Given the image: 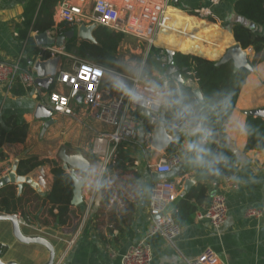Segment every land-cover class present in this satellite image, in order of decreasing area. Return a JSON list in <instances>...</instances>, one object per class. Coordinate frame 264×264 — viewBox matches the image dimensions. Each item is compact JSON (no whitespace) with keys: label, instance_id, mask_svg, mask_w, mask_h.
I'll use <instances>...</instances> for the list:
<instances>
[{"label":"crops","instance_id":"1","mask_svg":"<svg viewBox=\"0 0 264 264\" xmlns=\"http://www.w3.org/2000/svg\"><path fill=\"white\" fill-rule=\"evenodd\" d=\"M34 1L0 0V61L18 62L24 69L33 70L30 61L47 60L50 56L60 55L62 61L59 71L69 70L73 61L79 58L76 50L67 53L65 49L57 45L40 48L35 40L38 33L31 31L27 35L24 34L25 13ZM178 1L179 6L185 10L208 8L216 18V24L220 27L208 40L201 41L204 50L198 54L199 57L212 61L219 60L227 49L236 44L232 29L237 24L246 26L254 34L264 37V26H252L251 22L236 14L234 5L237 0H219L216 5H212L209 0ZM172 2L173 4L177 3L171 0V12H168L173 17L174 29L177 16L172 11L181 9L173 6ZM177 10L174 13H178L177 15L180 16ZM54 22L53 29L47 33L56 38L61 36L58 29L62 28L56 13H54ZM170 36L171 33H169ZM78 40L82 41V39ZM167 40L172 39L168 38ZM91 42L93 41L91 40ZM66 43L67 41L65 46ZM165 43L162 49H164ZM123 44L124 42L118 49V53ZM150 53L151 48L147 45L146 61L150 57ZM247 53L253 70L246 76L225 126L228 147L238 159L237 171L233 175V179L239 186L237 190L226 193L228 219L223 227L216 230L207 221H199L196 213L194 223L182 228L175 245H171L161 237L149 239L148 243L152 251L151 264H188V260L196 259L208 249L218 255L219 260L216 264H264V215L260 219L245 216L246 211L252 208L264 212V149L247 150L248 133L246 130L249 118L264 119V117L249 114L254 111H264V61L257 59L255 62L256 54L252 47L247 49ZM113 70L115 71V68ZM144 72L149 74L146 69ZM151 72L159 75V80L154 85L159 86L157 88H161L165 92L168 100L169 93H171L169 88L171 82L176 84L178 94L179 84L177 82L164 77L154 68L151 69ZM121 76L128 85L129 77ZM109 77L110 75L102 85L106 102L118 100L122 96V93L112 89ZM183 79L189 87H185L182 96L186 99V93L191 90L196 103L204 105L205 102L201 103L194 94L195 90L200 89L198 83L194 80ZM21 88L24 93L19 94ZM41 93L44 94L43 98L39 96ZM48 95L47 91L38 86L30 90H25L19 83L11 89L0 86L1 127L8 130L6 121L10 118L25 121L30 126L28 137L24 143L4 144L0 149V179L8 176L15 166L18 171L21 161L38 157L40 161H56L63 169L67 165L66 172L68 174L76 176L78 180L85 181L82 188L83 201L78 206L73 205L71 210L72 225L70 227L58 229L53 224L44 226L38 222L27 223L20 212L17 214L21 219L20 227L24 236L43 237L53 245L56 252L55 264H121L122 256L148 237L153 220L149 213L150 195L153 186L161 179H169L178 187V198L169 207L170 213H173L179 202L186 200L187 195L193 189L200 186H206L208 192L204 203L198 205V211L209 205L215 193L213 182L204 169L195 168L189 164L188 166L192 168L190 169L185 164L186 160L183 155H181L183 156L182 166L175 168L166 177L158 175L149 168L150 165H156L160 160L168 157V151L173 146L177 148V151L184 150L188 138L181 131L174 133L170 130L172 125L168 129L165 123L167 133L179 138L171 143L167 150L158 151L152 144L153 132L161 123V114L155 121L152 119V115L150 118H146L145 111L132 112L131 118L137 127L138 137L135 140L127 139L122 143L130 141L136 143V148L132 149L136 159L134 171L139 173L140 179L138 182L136 181L134 187L131 186L128 198L137 201V195L134 194L138 190L137 183L142 184L143 194L136 202L135 210L129 213L130 224L124 228V232H120L119 229L110 231L112 229L108 217L110 208L117 202L120 212L127 209V206L122 203V199H118L115 195L109 202L106 201L107 193L113 187L111 183L109 185L110 178H107L108 185L102 186V181L108 172L107 165L115 155L118 145L112 141H106L101 146V153H96L95 150L98 147L96 140L101 133L112 132L113 129L96 121L95 111H86L80 100L73 101L71 114L57 113L50 107ZM42 102L52 111L49 120L35 117L36 109ZM168 108L170 107L167 103L163 110L165 114ZM148 120L149 126H147ZM47 121H53V123L44 132ZM142 126L143 142L141 141ZM77 154H81L84 160L90 163L88 175L65 161L68 156ZM184 167L188 168V171L182 172ZM39 168L24 177H31L38 182L41 177ZM42 168L44 169L45 186L41 187V191L38 192L31 185L25 184L22 191L25 200L31 198V190L41 197H45L51 191L54 182L51 167L47 164ZM17 171V176H20ZM188 184L190 185L187 190ZM193 202L196 203V200ZM28 209L29 207L25 206V210ZM101 215L106 217L104 226L100 227L104 239H101L97 233V225L99 222H103L104 218ZM0 247L3 251L0 254V260L4 263L46 264L50 258V253L44 246L18 241L10 221H0Z\"/></svg>","mask_w":264,"mask_h":264},{"label":"trees","instance_id":"2","mask_svg":"<svg viewBox=\"0 0 264 264\" xmlns=\"http://www.w3.org/2000/svg\"><path fill=\"white\" fill-rule=\"evenodd\" d=\"M62 0H35L25 13L24 34L27 35L33 31L38 34L46 33L53 29L54 13L56 6ZM173 4V2H172ZM176 10L180 13L177 16L174 32L161 33L156 40V45L163 48L165 41L171 38L175 44L177 54L174 57V62L182 71V77L194 80L198 83L204 98H207L204 105H198L191 90L186 93L185 102L195 103L199 113L207 117L206 124L213 131V142L209 145L215 155H223L228 158L227 164L218 165L220 175H209L211 181H216L224 177H231L237 171L238 159L231 153L228 147V141L225 135V126L230 118L232 110L235 106L238 94L242 85L245 82L249 71L246 69L234 70L233 62L216 66L215 61L199 57L198 54L204 50L201 41L208 40L220 28L213 18L204 21L193 10L182 9L181 6H176ZM174 11L172 13L175 14ZM236 14L249 22L252 26H264V0H237L234 5ZM68 30V29H66ZM183 30L184 35L192 37H184L175 34L177 31ZM232 35L237 43L244 49L252 47L256 54V59L264 61V37L254 34L250 28L242 25H234ZM94 41L82 40L77 38L68 40L65 46V51L71 53L76 50V54L80 59L90 60L97 64L108 68H115L117 59L116 55L122 42L126 36L122 33H117L109 30L106 27L99 26L93 31ZM160 50L151 49L150 57L146 61L147 65L156 69L161 75L164 74L165 68L158 60ZM185 69V70H183ZM146 72V71H145ZM147 73V72H146ZM171 93L177 94L176 84L171 82L169 85ZM22 89V88H21ZM53 91V85L49 94ZM24 93L23 89L19 94ZM225 96L230 97L231 103L228 108L210 107V103L220 100ZM172 99L170 96L169 100ZM168 100V101H169ZM172 108L166 110V125L169 129L171 125L180 122L174 120V111ZM9 129L0 125V149L4 144L24 143L28 137L30 126L25 121H19L15 118H10L6 121ZM149 126V120L148 125ZM248 133L247 150H262L264 149V119L249 118L246 126ZM179 132L177 129L174 133ZM220 142V143H219ZM133 148H136L134 141L119 144L115 155L111 158L107 165L108 172L102 181V186H107V178H110L109 185H113L107 193L106 201H110L112 196L122 199V203L127 206L126 211H119L118 203L110 208L108 212L109 224L112 226L110 231L119 229L124 232V228L130 224L129 213L135 210L136 202L143 194V186L138 184V190L134 193L137 195V201L128 198L130 195L131 186L134 187L136 181L140 179L139 173L134 171L136 159L134 157ZM132 150V151H131ZM179 153L184 156V150H178L173 146L168 155ZM229 153V154H228ZM49 165L51 173L54 177V182L51 191L45 197H41L35 191L31 190V198L25 200L24 194L19 195L15 185H9L0 190V213L8 215H17L19 212L27 223L38 222L44 226L54 225L58 229L70 227L72 225L71 210L73 207L72 201L74 197V180L70 174L66 172L56 161L42 160L38 157H32L20 162L17 173L20 176H27L34 172L39 167ZM189 165L187 162L185 163ZM182 166V165H181ZM185 166V165H184ZM189 167V166H188ZM192 169L191 167H189ZM188 171V168L182 172ZM117 188V189H116ZM208 189L206 186H200L193 189L186 197V200L179 202L172 213L176 223L181 227H186L194 223L195 214L198 211V205L204 203L207 198ZM196 200V203L193 202ZM25 206L29 207L25 210ZM103 222L97 225V233L101 239H104L100 227L104 226L105 216H102ZM0 247V254L2 253Z\"/></svg>","mask_w":264,"mask_h":264},{"label":"built area","instance_id":"3","mask_svg":"<svg viewBox=\"0 0 264 264\" xmlns=\"http://www.w3.org/2000/svg\"><path fill=\"white\" fill-rule=\"evenodd\" d=\"M212 5L219 0H209ZM171 0H62L55 10L56 17L62 28L59 34L70 30H79L80 27L103 26L117 33H122L141 43L147 44L151 49H159L158 60L163 68H167V54L164 49L156 45V40L161 33H173V17L169 15ZM200 19L216 18L208 8L195 10ZM68 29V30H66ZM175 34L184 37L183 30ZM103 74L97 76V71ZM116 73L112 68L97 64L93 61L75 59L69 70H60L55 79L54 89L47 96L50 107L57 113L69 115L72 113L73 101L80 99L86 111H95L96 121L109 126L112 132H102L97 138L96 153H101V146L106 141L119 145L123 141L135 140L138 137L137 127L131 118V113L136 111H149L152 119L163 112L168 103V98L161 88L151 84L148 77L142 75L129 77L128 86L135 89L145 97L143 104L130 100L126 95L115 101L106 102L102 85L108 75ZM37 76L33 70L24 69L18 62L0 61V86L11 89L19 83L25 90L35 88ZM91 88V90H90ZM163 93V95H161ZM42 98L44 94H39ZM44 104V102L40 103ZM46 106V105H45ZM183 156L174 154L163 158L156 165H150L160 176L170 175L177 167H181ZM105 170V168H104ZM215 193L209 205L197 212L199 221H207L216 230L223 227L228 219V206L226 193L237 190L238 184L231 177L212 181ZM178 198V187L169 179L159 180L152 188L149 203V213L152 216L146 240L132 247L124 256L121 264H151L152 251L148 240L161 237L171 245L176 244L182 228L176 223L169 207ZM264 215L262 210L248 209L247 218L260 219ZM218 255L208 249L199 257L188 260V264H216Z\"/></svg>","mask_w":264,"mask_h":264},{"label":"water","instance_id":"4","mask_svg":"<svg viewBox=\"0 0 264 264\" xmlns=\"http://www.w3.org/2000/svg\"><path fill=\"white\" fill-rule=\"evenodd\" d=\"M177 2L178 0H174ZM93 31L94 27H86L82 26L79 30H70L65 32L59 37H53L49 35V33L38 34L35 37L37 45L41 47H50L53 45H57L62 49H65V42L71 40L73 38L94 41L93 38ZM167 54V68L163 74L164 77L169 78L172 81H175L179 84L178 94L182 95L185 87L188 86L185 84V81L182 77V69L177 66L174 62V54L171 51H165ZM62 61V57L60 55L50 56L47 60H39V61H30V65L33 67V71L37 76L36 85L44 91H49L51 86L54 85L55 79L59 73V66ZM233 62L234 70L238 71L239 69H246L249 72L253 70L252 65L249 61V56L247 53V49H244L239 43L227 49L226 53L217 61H215L216 66H221L223 64ZM185 70V69H183ZM189 87V86H188ZM194 94L200 100L202 93L200 89L194 91ZM77 100H80L77 98ZM250 115H256L260 117H264V111H254L249 113ZM52 116L51 109L47 108L44 104L38 105L36 109L35 117L37 119H50ZM145 117L150 118L151 113L149 111H145ZM160 124L157 125L153 132V147L158 151L167 150L171 143L177 141L179 137L170 135L167 133V129L165 128L164 124L166 123V114L165 112L161 113L160 116ZM53 121H47L45 123L44 132L52 125ZM162 129L166 130V134L169 136H174L175 139L167 140L164 139L162 136ZM144 132L143 126L141 127V141L143 142ZM65 161L74 167H77L80 171L84 172L88 175V168L90 163L82 157L81 154L77 155H70L68 156ZM73 162V163H72ZM79 162V163H78ZM75 163H78L77 165ZM68 166H64V170H66ZM17 167L13 168V171L6 177L0 179V189L9 186V185H16L18 189V194L21 195L23 191V187L25 184L31 185L35 188L38 192L41 191V187L45 186L44 183V169L41 167L39 168V172L41 177L39 178L38 182L34 181L31 177H24V176H17L16 170ZM74 180V197L72 204L78 206L82 203V188L84 185V180H78L76 176H72ZM187 185V190L188 186ZM0 221H10L13 225L14 235L18 239V241L25 243V244H39L44 246L48 249L50 253L49 261L46 264H55L56 262V252L53 245L43 237L39 236H24L21 231V219L18 215H8V214H0ZM0 264H16V263H4L0 260Z\"/></svg>","mask_w":264,"mask_h":264},{"label":"clouds","instance_id":"5","mask_svg":"<svg viewBox=\"0 0 264 264\" xmlns=\"http://www.w3.org/2000/svg\"><path fill=\"white\" fill-rule=\"evenodd\" d=\"M97 72L99 73L97 76L103 74L99 70ZM109 80L114 91L126 95L133 102L141 104L145 102V97L135 89L130 88L120 74L112 73ZM169 95L172 96V99L168 101V105L174 109V120L180 122L172 125L170 130L175 132L179 129L188 138L184 145L186 162L195 168L204 169L210 175H220L218 165L227 164L228 158L222 154H213L208 147L213 142L214 133L206 124L207 117L199 113L195 103L185 102L182 95L176 93H169ZM206 100L207 98L200 97L201 103ZM230 103V97L225 96L220 100L211 102L210 107L228 108ZM162 136L167 140L175 139L174 136L167 135L166 130L163 129Z\"/></svg>","mask_w":264,"mask_h":264},{"label":"rangeland","instance_id":"6","mask_svg":"<svg viewBox=\"0 0 264 264\" xmlns=\"http://www.w3.org/2000/svg\"><path fill=\"white\" fill-rule=\"evenodd\" d=\"M176 3L177 4L175 5L178 6L179 1H177ZM170 12H171V8L169 9V13ZM146 50H147L146 44L140 43L139 41L131 37H127L124 41L121 50L117 55L115 72L130 78L134 76L142 75L144 76V78L148 77L151 84L157 83L159 80L158 78L159 75H157L155 72H151L152 68L147 66L145 63ZM145 69L149 72V74H146L144 72ZM86 154L89 155L88 152H86Z\"/></svg>","mask_w":264,"mask_h":264},{"label":"bare ground","instance_id":"7","mask_svg":"<svg viewBox=\"0 0 264 264\" xmlns=\"http://www.w3.org/2000/svg\"><path fill=\"white\" fill-rule=\"evenodd\" d=\"M233 47V46H232ZM231 48V47H230ZM165 51H171L174 54H177L176 48L172 40H167L164 47Z\"/></svg>","mask_w":264,"mask_h":264},{"label":"snow or ice","instance_id":"8","mask_svg":"<svg viewBox=\"0 0 264 264\" xmlns=\"http://www.w3.org/2000/svg\"><path fill=\"white\" fill-rule=\"evenodd\" d=\"M96 75H99V73L97 72Z\"/></svg>","mask_w":264,"mask_h":264}]
</instances>
